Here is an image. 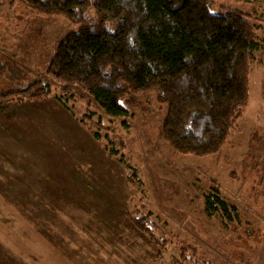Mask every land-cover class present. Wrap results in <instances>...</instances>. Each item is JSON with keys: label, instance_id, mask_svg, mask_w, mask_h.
Here are the masks:
<instances>
[{"label": "rangeland", "instance_id": "1", "mask_svg": "<svg viewBox=\"0 0 264 264\" xmlns=\"http://www.w3.org/2000/svg\"><path fill=\"white\" fill-rule=\"evenodd\" d=\"M224 6L254 11L264 39V0ZM76 30L62 17L0 0V264H176L180 243L210 264H264V66L251 77L250 105L222 153L177 156L155 92L129 97L125 120L54 86L42 101L6 98L49 82L48 64ZM256 55L264 62L263 49ZM93 113L89 131L81 119ZM214 186L237 207L233 222L207 213ZM146 215L157 234L167 233V250L130 217Z\"/></svg>", "mask_w": 264, "mask_h": 264}, {"label": "trees", "instance_id": "2", "mask_svg": "<svg viewBox=\"0 0 264 264\" xmlns=\"http://www.w3.org/2000/svg\"><path fill=\"white\" fill-rule=\"evenodd\" d=\"M231 1L240 0H11L42 16L62 17L78 30L58 45L46 68L49 82L37 80L6 98L42 101L54 86L64 96L82 93L107 117L125 120L129 97L155 92L166 107L162 131L174 154L218 156L250 105L252 75L264 66L256 55L264 50L260 19L254 11L226 8ZM94 117L81 119L89 131ZM94 136L102 140L98 132ZM110 152L119 156L115 148ZM212 191L207 213L233 222L237 207L222 198L219 186ZM130 217L156 248L168 249V235L157 234L155 219ZM179 246L176 264H210L195 247Z\"/></svg>", "mask_w": 264, "mask_h": 264}]
</instances>
